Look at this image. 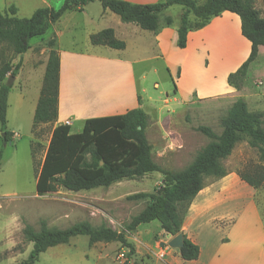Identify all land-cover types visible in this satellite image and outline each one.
I'll use <instances>...</instances> for the list:
<instances>
[{
    "label": "trees",
    "instance_id": "trees-1",
    "mask_svg": "<svg viewBox=\"0 0 264 264\" xmlns=\"http://www.w3.org/2000/svg\"><path fill=\"white\" fill-rule=\"evenodd\" d=\"M255 1L204 0L199 4L196 0H161L155 4L136 5L120 0H63L59 9L39 8L28 18L16 16V8L10 6L0 14V44L8 46L13 55L21 57L30 49V39L43 36L66 11H80L89 3L98 2L122 23L135 24L145 31H156L159 15L171 6H180L182 13L176 30V45L183 49L189 32L204 28L223 12H230L239 17L241 35L250 43L247 59L227 76V84L240 90L250 64L257 58L259 47L264 46V18L255 8ZM191 16L194 22L190 20ZM164 23L170 25L172 19L165 18ZM90 44L115 50L125 47L124 42L115 38L111 28L91 35ZM46 47L49 49L48 59L33 114V133L39 125H51L57 119L59 54L54 38L46 43ZM20 67L21 59L14 65L3 63L0 68V132L3 133V144L12 139V133L6 131L7 99L12 87L7 85V80L15 77ZM148 121V116L141 109H132L122 115L88 119L77 134H70L69 127L65 125L53 129L36 175V193L39 197L55 193L59 188L71 192L108 188L114 183L136 180L154 172L162 175L163 183L152 193H136L127 197V200H143L145 203L130 218L123 231H116L105 224L94 227L87 221L64 229L50 228L45 220L39 222L38 230L24 224L22 236L26 242L32 243L33 248L21 264H35L39 255L48 248L67 244L76 236H87L90 246L117 242L128 250L130 258L134 254V247L127 242L125 234L135 232L138 226L153 221H157L166 234H181L183 219L191 201L205 186L206 179L218 180L227 175L223 161L240 142H246L249 148L256 151L259 164L237 172L239 178L254 189L263 185L262 114L250 112L243 99L236 100L228 107L220 121V133H215L208 126L195 128L208 142L196 152L189 165L178 171L163 169L154 162L153 147L145 133ZM1 159L0 150V164ZM179 254L184 261L196 260L199 247L183 236Z\"/></svg>",
    "mask_w": 264,
    "mask_h": 264
},
{
    "label": "crops",
    "instance_id": "crops-1",
    "mask_svg": "<svg viewBox=\"0 0 264 264\" xmlns=\"http://www.w3.org/2000/svg\"><path fill=\"white\" fill-rule=\"evenodd\" d=\"M58 1L60 0H56V2ZM120 1L136 5H149L158 3L161 0ZM51 2H53V0H0V14L8 7L14 6L16 8V16L19 17V7L22 4H26L27 11L25 12L30 13V15H28L30 17L33 12L39 8L46 7L53 9ZM95 3L97 2L87 4L80 11H66L57 22L51 24L49 29L53 27L52 36L46 40H42L40 43L43 47L41 50V55H43L41 62H30L34 71L33 73L35 74L36 70L40 69V75L39 73L38 75L39 78L43 80L49 52V49L46 48V43L54 38L55 49L59 54L57 119L51 125H39L37 127V131H48L40 166L44 159L51 133L56 126H68L70 134H77L71 133L70 130L75 120L79 121L82 130L85 121L88 119L122 115L132 109H141L148 116L151 127L156 126L162 135L168 138H174L173 140H166L165 138L163 148H161L160 145L157 147L158 150L161 148V152H166L174 148L179 149L183 146L180 137L175 138L171 129L172 127L168 126V119L170 116L162 118L159 115L160 109L155 106V100L152 98L147 100L148 104L146 108L148 111L143 109V101H141L136 92L130 95L129 91L127 101L118 102L108 107L102 106L91 115H87L86 112L76 113L68 111V105L64 102L62 97L61 64V54L67 50L72 51V54L75 53V55L86 59L88 62H92L95 59L100 62L109 61V59L103 55L110 53H116L117 56H120L121 59L115 60V62L128 66L142 65L151 60H161L169 76L171 78L173 76L176 77L173 81L175 90L173 89L172 102L167 99L163 101L165 107L170 109V113L180 109V107L181 109L192 110L195 107L208 105L216 109H223L228 108L238 99H243L245 102H248L250 95L256 90L255 83L260 81L257 79L259 75H257V77H251V71L252 74L254 71H257V73L263 71L264 74V46H261L259 47L257 58L248 68L242 88L240 90H235L227 84V76L240 67L244 60L247 59L250 52V43L241 35L239 17L233 13L223 12L219 17L211 19L209 24L204 28L189 32L187 34L185 47L183 49H177L175 40L176 30L179 26V17L175 20L171 15L164 14V12L166 13V11H164L159 15L158 29L156 31H145L136 25L133 26L134 24L131 23H120L115 18L117 17L116 15L108 10H104L100 4V6H97ZM179 12L182 13V8ZM262 17L264 18V13H262ZM165 18H171L172 23L170 25H165L163 21ZM59 28H62V31H58ZM68 28H75L78 30L77 36L79 38H70V40L64 39V32ZM107 28L113 29L115 38L124 42V49L115 50L105 46H93L90 44L91 35ZM127 38H133L134 40L130 46ZM86 46L91 47V50H78V47L83 49L86 48ZM34 49L35 46L32 47L30 45V49L26 53ZM23 62L24 61L21 59V67L15 77L17 81L24 79V75L22 74ZM257 69H259V71ZM250 77L252 78L250 84L252 87L247 88L246 82ZM42 80L40 87L37 89V95H35L36 97H34L33 100V110H35L39 98ZM156 86L157 84L154 85V87ZM11 89L8 93L7 105ZM192 96H194V98L191 99ZM20 98L22 99L23 96L20 95ZM120 107L123 108V113H116V109ZM66 122H68V124ZM11 133L13 140L14 137H16V133ZM30 133L33 139L31 143H41V140L34 136L32 126ZM8 143L4 145L6 146ZM151 145L154 150L156 146L154 144ZM40 166L37 173L39 172ZM154 173H148L142 178H139L140 180H124L114 183L108 188H102V190H97L98 188H95L71 192L64 189L67 194L66 200L76 207L87 206L89 209L98 210L103 213L109 222H113L116 220L110 213L112 207L118 205L128 195V193H118V190L113 187H119L123 182L127 181H140L143 186H151L153 190L143 191L142 189V191H137V193H152L163 183L162 175L157 173L158 175L154 176ZM34 197L40 198L37 195H34ZM257 197H260L262 200L259 204H257V202L260 199ZM97 205L102 207H98ZM108 208H110L111 211ZM1 209L6 213V215L3 216V222L9 219V224L4 227L8 237L5 240L0 239V244L7 240H9L11 244L6 252L2 255L0 254V264H21L26 259L18 260L19 254L17 253L20 251H23L24 255L26 251L28 253L32 243L26 242L23 238L26 242L23 248L15 250L17 243L22 240L18 237V234L22 233L24 227L22 221L18 219L21 215L19 214L17 205L13 202H3L0 199V210ZM107 209L110 211L109 213H106ZM263 211L264 189L262 186L258 189H254L242 181L236 172H228L227 175L221 179L205 183V186L191 201L184 216L181 234L199 247V256L196 260L184 261L181 259L178 249H171L167 246L161 247L160 244L164 239L165 241H167V239L166 233L161 230L157 222L158 225L156 226V230L151 232V234L157 233L161 238H164L160 239L158 242L141 241L139 238L141 225L137 227V230L133 232V234H125L127 242L134 247V254L131 256V262L137 264H264ZM47 226L50 227L48 224ZM114 243L117 242L106 244L114 246ZM100 244H103V246ZM58 246L60 245L55 247ZM104 246V243H95L91 245V247H94L99 253H103L101 248ZM157 246L160 247V249L163 248L164 256L161 260L154 254L156 253L155 251L154 253L151 252V249H155ZM55 247L48 248L43 253L51 251Z\"/></svg>",
    "mask_w": 264,
    "mask_h": 264
},
{
    "label": "rangeland",
    "instance_id": "rangeland-1",
    "mask_svg": "<svg viewBox=\"0 0 264 264\" xmlns=\"http://www.w3.org/2000/svg\"><path fill=\"white\" fill-rule=\"evenodd\" d=\"M197 3H203L204 0H196ZM54 10L61 7L63 0L51 2ZM100 6L99 3H95ZM255 8L261 13H264V1L256 0ZM21 18H28L30 13L27 11V5L22 4L20 7ZM180 6L169 7L164 14L171 15L175 20L180 17ZM7 10V9H6ZM5 10V11H6ZM4 11V12H5ZM3 12V13H4ZM1 13V14H3ZM163 16V15H162ZM120 23V19L115 17ZM161 20V17H160ZM165 20V19H164ZM163 20V21H164ZM192 22L195 19L191 16ZM135 26V24L133 25ZM53 28V27H52ZM50 28L43 36L30 39L29 44L35 49L29 51L21 57L13 55L11 49L0 44V68L3 63L11 65L16 64L20 59L24 62L22 67V74L24 79L17 81L15 78L12 81V89L8 102L7 124L6 131L16 133V137L5 146L1 140L3 133L0 132V150L2 153V160L0 164V199L3 202H13L17 205L19 211V220L24 224L30 225L33 229H39V222L45 220L52 228H68L76 223L87 221L94 227H99L105 224L116 231H123L124 226L130 221V218L136 215L144 206L145 201L127 200V197L136 194L137 191H152L151 186L146 187L140 181H127L123 182L119 187H113L118 190V193H128L127 197L123 199L118 205L106 210V213H111L116 221H108L102 212L98 210L89 209L87 206L76 207L71 202L66 200L67 194L64 189H58L56 193L45 195L37 198L36 193V173L40 166V162L45 150V142L47 141L48 131H34V136L41 140V143H31V126L33 124V100L37 95V89L40 87L41 78L40 69L36 70L34 74L30 62H41L43 49L40 44L42 40H46L53 34V29ZM58 31H62L59 28ZM194 32V31H191ZM78 30L75 28H68L64 32V39H76ZM53 39V38H52ZM130 44L134 41L133 38H127ZM177 33L175 46L176 45ZM68 47V46H67ZM72 47V46H71ZM47 48V47H46ZM77 49V48H75ZM87 51L91 47L78 50ZM151 51V50H146ZM113 52V51H111ZM73 52L67 50L61 54L62 64V97L66 102L67 110L76 113L86 112L91 115L102 106L115 105L118 102H125L128 100L129 91L130 95L136 92L140 97L143 109H146L147 100L152 98L155 100V106L160 109L159 115L162 118L170 116L168 119V126H171L174 137L179 138L183 142L181 148H174L171 151L161 152L163 143L168 138L160 133L156 126L151 127L148 121V127L145 130L146 137L149 143L154 144L156 149L152 150V157L154 162L163 169L178 171L189 165L194 159L196 152L200 150L208 140L200 133L195 131L198 126H208L215 133H220V121L226 114L228 108L216 109L212 106L195 107L192 110L177 109L170 113V109L166 108L163 101L167 99L172 102L173 89L175 90L174 80L167 73V70L161 60H151L142 65L128 66L122 63H117L115 60L121 59L116 53L103 55L109 61L100 62L93 60L88 62L86 59L72 54ZM85 53V52H83ZM146 55V54H145ZM245 61V60H244ZM262 64V63H259ZM259 71V69H257ZM235 72V71H234ZM39 73V75H38ZM259 75V82L255 83L254 93L250 95L247 108L250 112H258L262 114L263 128H264V74L263 71L257 73L254 71L251 77ZM261 75V76H260ZM16 77V76H15ZM249 78L246 82L247 88L252 87ZM227 82V79H226ZM157 84L156 87L154 85ZM244 85V83H243ZM20 95L23 98H20ZM194 96L191 97V99ZM138 108V106H137ZM116 113H123V108H117ZM170 114V115H169ZM71 133H78L81 131L79 121H73L70 128ZM161 145V146H160ZM161 147L159 150L157 147ZM35 154L34 160L32 154ZM223 164L228 172H243L248 166L258 165V157L255 150L248 147L246 142H240L236 145L232 154L223 161ZM157 176V173L153 174ZM140 180V179H136ZM213 181L206 179L205 183ZM264 189V183L262 185ZM97 190H102L98 188ZM38 196V195H37ZM260 199V197H257ZM88 199V198H86ZM90 199V198H89ZM92 200V199H90ZM262 200H258L257 204ZM98 206V205H97ZM102 207V206H98ZM6 213L0 210V239L5 240L8 235L5 226L9 224V219L4 221L3 216ZM264 216V211H263ZM25 220H24V219ZM106 218V219H105ZM158 225L157 221L148 224H142L140 227L139 238L144 242H158L161 236L157 233L151 234L156 230ZM137 230V229H136ZM133 234L126 233V235ZM163 236V235H162ZM21 242H18L15 250L22 249L26 243L23 240L22 233L18 234ZM165 239L163 243H166ZM11 243L9 240L0 244V254L2 255L9 249ZM103 246V244H100ZM101 248L103 253H99L94 247L89 245L87 236L73 237L67 245H60L53 248L51 251L40 254L39 259L35 264H118L115 260L117 254L124 249L119 243L108 245L104 243ZM33 245H30V250L24 255L23 251L18 252V260L27 259ZM14 250V251H15ZM109 251V252H107ZM154 251L156 253H154ZM151 252L156 254L159 260L163 259V248L156 247L151 249ZM163 254L162 257H160ZM131 260V257L129 258ZM1 261V260H0ZM13 264V263H10ZM131 264H133L131 262Z\"/></svg>",
    "mask_w": 264,
    "mask_h": 264
},
{
    "label": "water",
    "instance_id": "water-1",
    "mask_svg": "<svg viewBox=\"0 0 264 264\" xmlns=\"http://www.w3.org/2000/svg\"><path fill=\"white\" fill-rule=\"evenodd\" d=\"M15 77H9L7 80V85H11L12 81L14 80ZM166 243H161L160 246L164 247L167 246L168 248L171 249H180L183 246V235L178 234L177 236H171L170 234H166Z\"/></svg>",
    "mask_w": 264,
    "mask_h": 264
},
{
    "label": "built area",
    "instance_id": "built-area-1",
    "mask_svg": "<svg viewBox=\"0 0 264 264\" xmlns=\"http://www.w3.org/2000/svg\"><path fill=\"white\" fill-rule=\"evenodd\" d=\"M258 84L261 85V82H259ZM66 123L68 124V122ZM162 256L163 254L160 257ZM116 261L119 264H131V260L129 259L128 256V250L126 248L122 249V251L117 254Z\"/></svg>",
    "mask_w": 264,
    "mask_h": 264
},
{
    "label": "bare ground",
    "instance_id": "bare-ground-1",
    "mask_svg": "<svg viewBox=\"0 0 264 264\" xmlns=\"http://www.w3.org/2000/svg\"><path fill=\"white\" fill-rule=\"evenodd\" d=\"M225 33H227V32H225ZM228 34H229V33H228ZM228 34H227V35H228ZM229 38H230V37H229Z\"/></svg>",
    "mask_w": 264,
    "mask_h": 264
}]
</instances>
